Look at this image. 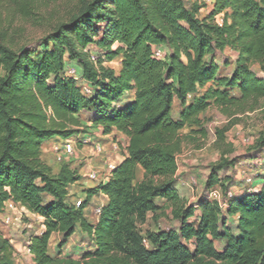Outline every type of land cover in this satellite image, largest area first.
<instances>
[{"label":"trees","instance_id":"16d2710c","mask_svg":"<svg viewBox=\"0 0 264 264\" xmlns=\"http://www.w3.org/2000/svg\"><path fill=\"white\" fill-rule=\"evenodd\" d=\"M41 1L14 0L8 14L29 17ZM211 5L201 17L203 6L189 7L185 0H89L35 47L14 50L0 42V214L13 202L43 219L44 232L28 245L34 264H58L49 253L52 236L61 235V252L78 230L94 249L70 264H264V179L256 192L232 193L226 214L219 203L202 198L177 214L178 230L147 232L145 239L136 228L160 209L158 199H180L175 185L181 130L199 124L210 106L233 116L264 100V78L253 70L259 65L264 71V0ZM228 48L238 58L231 75L222 77L215 56ZM118 58L119 71L105 65ZM71 68L87 82L90 96L67 76ZM83 111L106 135L115 130L126 136L128 145L110 180L87 190L76 206L68 188L81 177L69 164L54 173L41 155L46 141L82 134ZM258 145L264 148V133ZM232 165L213 167L206 188L220 184L219 173ZM138 167L145 171L141 183ZM98 194L109 201L91 224L85 210ZM197 207L201 215L192 223ZM235 217L233 233L228 221ZM192 241L193 250L186 245ZM217 241L225 244L222 251ZM0 264H15L2 234Z\"/></svg>","mask_w":264,"mask_h":264},{"label":"rangeland","instance_id":"374dc122","mask_svg":"<svg viewBox=\"0 0 264 264\" xmlns=\"http://www.w3.org/2000/svg\"><path fill=\"white\" fill-rule=\"evenodd\" d=\"M89 0H42L37 3L36 9L29 17L22 15H10L8 9L14 6V0H0V42L5 43L14 50L22 47H35L41 40L52 33L60 24L69 22L82 7L83 2ZM190 7L194 3L203 6L204 11L201 17L208 15L212 8L210 1L213 0H185ZM223 14L216 17L218 23L222 22ZM117 45L114 46L116 48ZM220 70L219 76L228 77L234 71L235 62L238 54L233 50L227 49L223 53L218 52L215 56ZM121 62L119 59L105 63L106 66L118 71ZM1 68V67H0ZM255 73L264 78V71L259 65H254ZM68 76V75H67ZM203 94L204 92H200ZM235 96L239 92L234 93ZM180 111L179 102L173 107V117L178 118ZM88 112L81 114V121H88ZM199 124L187 125L181 130L183 137L182 151L177 156L178 171L176 180V190L180 197L179 201H168L158 199L156 201L160 209L157 212H150L144 223L137 222V232L146 239L147 232H158L159 230L179 229L180 222L177 214L189 206H197L198 201L202 198H208L209 202H217L224 207V203L231 198L234 192L258 191L264 179V148H259V139L264 133V100L255 108L248 110L246 113L227 116L215 106H210L204 113L199 115ZM83 125L82 134L74 137L76 143L75 154L70 157L65 164L77 172V174L88 183L91 171L104 173L109 166L116 167L115 154L118 155L119 149L126 147L127 141L124 135L113 130L110 134H105L104 128L95 124L93 128L95 138L91 140L88 151L92 153V146L96 143L102 144L105 149L101 154L88 156L82 152L84 144L82 135L88 133V128ZM201 131H205L206 135ZM119 133V134H118ZM122 135V136H121ZM81 136V137H80ZM97 136V137H96ZM99 137L106 136L110 141L100 140ZM112 140V141H111ZM106 144H110L108 147ZM116 151L111 150V148ZM58 149V152L61 151ZM121 154V152H120ZM58 155V154H57ZM43 154L41 155V158ZM92 157V158H91ZM57 156L50 162L46 157L45 160L50 162L48 165L54 173H58L61 166L64 165L57 161ZM90 158V159H89ZM90 160V161H89ZM44 162V161H43ZM90 162V163H89ZM233 163L219 173L220 184L215 186L212 191L206 188V183L213 167L220 164ZM104 167L101 170L100 167ZM84 175V176H82ZM136 173V183L145 180V172H139L141 181L138 180ZM143 179V180H142ZM260 179V180H259ZM156 183L165 181V178H156ZM81 180L68 188L69 202L77 205L86 199L83 196ZM231 191L230 193L225 190ZM212 192L218 193V200L210 199ZM91 206L89 205V217L91 216ZM226 214V208H223ZM9 214L13 216V224L6 225L0 215V234L6 237L14 249L15 264H33V257L28 253V240L35 234H39L40 223L37 219L25 215L18 210L9 209ZM201 215L200 209H196L195 216L190 220L197 223ZM93 217V216H92ZM235 219H229L228 227L231 232L236 233ZM78 235L70 239L69 243L61 249L58 245L61 242V236L58 235L50 240L49 253L56 259L58 264H70L72 261H82L84 255L93 250L88 236ZM53 237V236H52ZM145 245L152 249L147 240ZM190 249H194L195 243L186 244ZM223 242H215L218 251L224 248ZM202 264H214L204 261ZM220 264V263H216Z\"/></svg>","mask_w":264,"mask_h":264},{"label":"crops","instance_id":"0c3cea01","mask_svg":"<svg viewBox=\"0 0 264 264\" xmlns=\"http://www.w3.org/2000/svg\"><path fill=\"white\" fill-rule=\"evenodd\" d=\"M204 11V9H202L201 10V14H202V12ZM227 50V49H226ZM235 53V52H234ZM236 55H237V53H236ZM119 59V61L121 62V59L120 58H118ZM119 69H118V71L120 70V64H119V67H118ZM4 74H5V72H4V70H3V68H0V79L4 76ZM176 102L177 101H175V103H174V106H175V104H176ZM83 112H87V111H83ZM83 112L81 113V114H83ZM81 114H80V116H81ZM82 124H84V126L86 127V128H88V133H86V134H83L82 135V141L84 140V139H90V140H94V138H95V135H94V126L95 125H93V123H90L89 121H82ZM119 134V133H118ZM122 136V135H121ZM81 137V136H80ZM97 137V136H96ZM98 138L100 139V140H103V141H110V138L109 137H106V136H102V137H99L98 136ZM124 139H125V141H127V145H128V139H127V137L126 136H124L123 137ZM66 140L65 139H62V138H53V139H51V140H49V141H46L45 143H43V145H42V154H43V157H42V160L45 162L46 160H45V157L51 162L52 160H53V158H55V156H57V154H58V149H61L62 148V146H63V144H64V142H65ZM112 141V140H111ZM110 144H106V146L108 147ZM127 145H126V147H127ZM126 147L124 146V149H119L117 152H118V155H114V156H112V157H115V159H117V160H115V161H117L116 162V166L117 165H119L124 159H125V157H126V155H127V151H126ZM113 149V147L111 148V150ZM82 152H84V153H87L88 154V156H92V153L90 152V150L88 151V147L87 146H84L83 147V150H81ZM113 151H115L114 149H113ZM116 152V151H115ZM120 152H121V154H120ZM92 158V157H91ZM90 159V158H89ZM90 161V160H89ZM50 162H48L47 163V161H46V163L48 164V165H50ZM90 163V162H89ZM101 168V170H104L103 168V166L102 167H100ZM105 171V170H104ZM139 172H145L141 167H138V169H137V177H138V180L139 181H141V179H140V177H139ZM82 176H84V175H82ZM143 180V179H142ZM86 180H84V177H82L81 178V184L82 185H85V187H81L80 188V190H83V196H85V198L87 197V194H86V191L87 190H89V189H94V188H96L99 184H97V183H94V182H91V181H87L88 183H84ZM70 196V195H69ZM108 201H109V198H108V196H106L105 194H98V195H95L92 199H91V201H90V205H92L91 206V210H90V212H91V216L89 217V214H88V212H89V206H88V208H86V210H85V217L87 218V220L89 221V223H91V224H96L97 222H98V220H99V215H97V213H96V211H97V209L98 208H103L104 206H106L107 204H108ZM12 205H15L16 206V208H17V210L18 211H20L21 213H23V214H25V215H28V216H31L32 218H35V219H37L38 221H39V225H40V228H39V234H35V235H41L43 232H44V230H45V227L43 226V224H42V222H43V219L41 218V217H39V216H36V215H33V214H30V213H28L26 210H25V208H23V207H21L20 205H18V204H16V203H13V202H8L7 204H6V207H8V206H12ZM93 216V217H92ZM235 219V221H236V217L234 218ZM78 232H79V230L77 231V233L72 237V238H74L75 236H77L78 235ZM81 233V235H85L83 232H80ZM58 235H60V234H54L53 235V237L52 238H54V237H56V236H58ZM61 236V235H60ZM71 238V239H72ZM29 243H30V239L28 240V245H29ZM27 245V246H28ZM92 248L94 249V247H93V245H92ZM33 264H34V261H33Z\"/></svg>","mask_w":264,"mask_h":264},{"label":"built area","instance_id":"2783aa9c","mask_svg":"<svg viewBox=\"0 0 264 264\" xmlns=\"http://www.w3.org/2000/svg\"><path fill=\"white\" fill-rule=\"evenodd\" d=\"M210 2H212V1H210ZM156 55H157V57H162L161 53H156ZM67 75L72 77V78H74L77 81V84L81 87L83 94H85L87 96H90L92 94V90L89 87V85L87 84V82L82 77H80V75H78L77 71L74 68L68 69L67 70ZM74 140H75L74 138H71V139L66 140L64 142V144L62 146V150L59 151L58 155H57V157H58L57 161L59 163L65 164L66 161L70 157L74 156V154H75V146H76V143L73 142ZM82 142H83L84 146L89 147V144L91 143V140L90 139H84ZM104 149H105V147L102 144L96 143V144H94L92 146V153H94L96 155L97 154H101ZM113 170H114L113 166H109L108 170L106 172H104V173H98V172H95V171L92 170L91 174L89 175V181L97 183L99 185L100 184H105V183H107L110 180ZM248 192H253V191H248ZM209 198L212 199V200H215V201L218 200V193L217 192H212L210 194ZM81 204H82V202H79L76 206H80ZM18 205H20V204H18ZM226 206H227V204L224 203V207L223 206L222 207L226 208ZM9 209L17 210L16 206L12 205V206L6 207L5 210L0 214V215H2L1 218L3 219V223L6 224V225L13 224V219H16V218H13V216H11L9 214ZM101 209L102 208H98L97 211H96L97 215H99V216L101 214ZM27 250H28V253L34 258V256L30 252V250L29 249H27Z\"/></svg>","mask_w":264,"mask_h":264}]
</instances>
